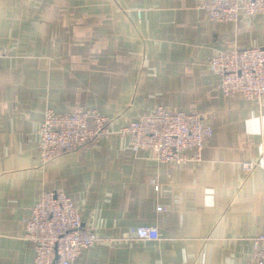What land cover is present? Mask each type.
<instances>
[{
    "label": "crops",
    "instance_id": "obj_1",
    "mask_svg": "<svg viewBox=\"0 0 264 264\" xmlns=\"http://www.w3.org/2000/svg\"><path fill=\"white\" fill-rule=\"evenodd\" d=\"M199 2L0 0V264H33L23 220L47 192L69 197L99 239L74 264H254L264 99L223 96L208 62L264 48V16L216 24ZM156 107L211 127L199 161L157 162L116 133ZM78 108L106 117L112 134L40 166L45 112ZM138 227L159 239H129Z\"/></svg>",
    "mask_w": 264,
    "mask_h": 264
},
{
    "label": "built area",
    "instance_id": "obj_2",
    "mask_svg": "<svg viewBox=\"0 0 264 264\" xmlns=\"http://www.w3.org/2000/svg\"><path fill=\"white\" fill-rule=\"evenodd\" d=\"M198 8L216 24L264 16V0H200ZM3 56L0 52V59ZM208 67L221 77L219 90L223 96H241L255 102L264 99V48L223 49L209 60ZM116 133L127 139L134 154L149 151L157 162L182 164L188 161L186 153H193L191 161H199L213 132L199 114L158 108ZM111 134L107 119L94 111L57 115L47 110L37 129L38 163L43 167L62 154L76 153ZM255 166L244 163L242 168L249 172ZM23 226V238L34 251L33 264H74L82 252L99 241L83 224L74 202L54 192L41 196ZM128 238L157 241L159 235L155 227H138L130 231ZM252 260L254 264H264V232L252 239Z\"/></svg>",
    "mask_w": 264,
    "mask_h": 264
},
{
    "label": "rangeland",
    "instance_id": "obj_3",
    "mask_svg": "<svg viewBox=\"0 0 264 264\" xmlns=\"http://www.w3.org/2000/svg\"><path fill=\"white\" fill-rule=\"evenodd\" d=\"M158 108H163V109H166V110H170V109H168V108H164V107H156L155 109L152 110V112H154V111H155L156 109H158ZM78 111H86V112H87V111H94V112L98 113V112L95 111V110H87V109H83V108H78V109H76V110L73 111V112H78ZM170 111H172V110H170ZM152 112H151V113H152ZM175 112H176V111H175ZM151 113H150V114H151ZM98 114H99V113H98ZM99 115H101V114H99ZM101 116H102V115H101ZM102 117H104V116H102ZM140 117H141V116H140ZM140 117H139V118H140ZM104 118H106V117H104ZM106 119H107V118H106ZM107 122H108V120H107Z\"/></svg>",
    "mask_w": 264,
    "mask_h": 264
}]
</instances>
